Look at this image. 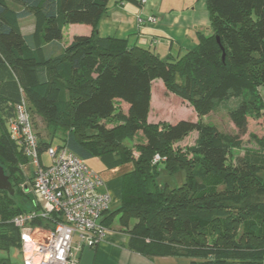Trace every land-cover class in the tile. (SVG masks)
Instances as JSON below:
<instances>
[{"label": "trees", "instance_id": "1", "mask_svg": "<svg viewBox=\"0 0 264 264\" xmlns=\"http://www.w3.org/2000/svg\"><path fill=\"white\" fill-rule=\"evenodd\" d=\"M12 1L22 8L0 0V163L14 195L21 185L20 192L28 196L22 167L29 160L8 127L23 97L31 121L35 111L52 128L48 139L35 131L40 151L53 145L57 135L56 146L83 161L97 157L108 168L132 162L119 175V206L102 219L107 226L112 215L119 216L131 250L185 256L190 264H264V139L253 136L259 150L246 151L229 164L231 148L240 141L214 125L189 119L148 121L157 79L200 118L215 102L244 92L250 98L229 113L234 124L244 131L247 117L264 118L257 90H264V0H205L211 33L200 34L193 48L166 58L124 39L100 36L97 25L108 0ZM32 11L39 17L37 26L24 35L20 20ZM70 24L92 30L74 35L61 52L49 49L52 44L46 47L60 41L63 26ZM122 103L126 113L119 110ZM111 117L117 126L106 125ZM194 131L198 138L186 149L188 157L174 146ZM138 133L135 156L122 139ZM155 155L160 160L154 163ZM160 163L171 175L182 170L184 182L171 188L158 184ZM29 180L32 184V176ZM1 194L0 246L19 247V232L10 220L32 209L33 197L23 209L14 195Z\"/></svg>", "mask_w": 264, "mask_h": 264}, {"label": "built area", "instance_id": "2", "mask_svg": "<svg viewBox=\"0 0 264 264\" xmlns=\"http://www.w3.org/2000/svg\"><path fill=\"white\" fill-rule=\"evenodd\" d=\"M15 109L9 129L29 160L34 197L32 209L10 220L19 232L22 264H79L78 251L95 247L109 233L102 219L110 209L111 197L100 190L99 174L66 147L50 145L39 150L23 97ZM42 153L50 159L47 166L42 164ZM159 160L158 155L153 157L154 163Z\"/></svg>", "mask_w": 264, "mask_h": 264}, {"label": "crops", "instance_id": "3", "mask_svg": "<svg viewBox=\"0 0 264 264\" xmlns=\"http://www.w3.org/2000/svg\"><path fill=\"white\" fill-rule=\"evenodd\" d=\"M150 17H155L156 21H150ZM91 30L92 27L85 24L65 25L59 43L51 42L46 44V47L55 44V51L61 52L74 35L89 34ZM21 32L24 35L33 33H24L22 30ZM97 32L102 37L124 39L129 46L145 47L161 58L182 54L197 44L200 34L207 36L211 33L205 0H108V10L99 20ZM65 33L67 37L62 42ZM160 83L163 90H166L162 81ZM153 93L152 83L149 115ZM121 106L127 110L125 103ZM101 191L107 192L112 201L120 202L119 175L110 182H103ZM109 213L111 211L106 212L104 217ZM115 217L116 215H112L107 225L109 234L103 242L92 248L83 247L78 251L79 264H190V259L185 256H146L131 250L128 247L129 235L119 221L118 227L112 228ZM0 264L12 262L10 259L0 258Z\"/></svg>", "mask_w": 264, "mask_h": 264}, {"label": "rangeland", "instance_id": "4", "mask_svg": "<svg viewBox=\"0 0 264 264\" xmlns=\"http://www.w3.org/2000/svg\"><path fill=\"white\" fill-rule=\"evenodd\" d=\"M8 3L10 6H12L13 9L22 8L20 2L15 3L12 0H8ZM36 17L39 19L36 12L32 11L30 16L20 20V28L24 33H30L31 31L33 32L35 30V27L37 26ZM66 37L67 35L65 33L62 42H64ZM49 47V49H53L56 46L55 44H52ZM160 82L161 81L158 79L153 82L154 93L153 100L151 102V113L148 117V121L150 123H174L180 119H189L194 121L200 120L203 124L207 125H214L221 133L226 134L229 137H233L234 139H238L240 141L239 147L231 148V152L228 158L229 164H234L236 162V157L243 155L246 151L259 150L258 142L253 136H255L257 139H264V118L260 116L256 118L253 116L247 117L245 130L240 131L229 115L230 111L237 107L241 103V101L250 98V96L247 95L246 92H244L243 96L240 98H230L229 100L215 102L212 111L208 115L200 118L196 115L195 111L188 102L181 100L180 98L166 90H163L162 84ZM257 90L261 96V99L264 101V90L260 87H258ZM119 110H121L123 113H126L124 107H121ZM32 121L34 124L35 131L39 135V138L48 139V137H50L51 135L52 128L50 127V124L46 120V118L40 115L39 113L33 111ZM116 123L117 122L115 117H111L106 121V125L108 127L117 126ZM8 127H10L9 124ZM139 137L140 133H138L136 136L133 135L132 137L126 135V137L122 139L123 145L128 147L135 156H137V152L135 151L136 149L134 147V144H136ZM197 138L198 133L194 131L190 133L187 137H185L182 141L175 144L174 147H179L182 151L188 152V150L186 151V149L194 145ZM58 143L59 139L57 135H55L53 138V145H57ZM187 154L189 157L190 152H188ZM41 161L42 164L45 166L50 163V159L45 153H42ZM84 162L89 168L98 172L103 182H110L112 179L124 172H127L132 167V162H122L117 166L108 168L107 166H105L104 161L97 157L85 159ZM22 171L25 180L24 185L28 186V196L27 194L20 192L22 189L20 188L21 185L20 187L16 186L14 200L15 202H18L24 209V207L28 208L30 206L31 196L33 197V194L30 191L31 184L29 180L31 176V166L29 164L25 165ZM184 179L185 173L182 170H178L173 175H171L162 163L159 164L158 175L156 176V182L158 184H167L171 188L181 185L184 182ZM102 187L103 184L101 185L100 190H102ZM0 200L2 202H5L4 196L2 194L0 195ZM118 206L119 201H112L109 210L113 211ZM118 217L119 216L116 215L114 222L112 223L113 229H116L118 227ZM108 234L106 235V237L108 236ZM0 258L10 259V262H12V264H22V254L20 252L19 247H16L15 245H7L6 247L0 246Z\"/></svg>", "mask_w": 264, "mask_h": 264}, {"label": "water", "instance_id": "5", "mask_svg": "<svg viewBox=\"0 0 264 264\" xmlns=\"http://www.w3.org/2000/svg\"><path fill=\"white\" fill-rule=\"evenodd\" d=\"M0 191H6L10 196L14 195V188L9 181L5 169L0 163Z\"/></svg>", "mask_w": 264, "mask_h": 264}]
</instances>
